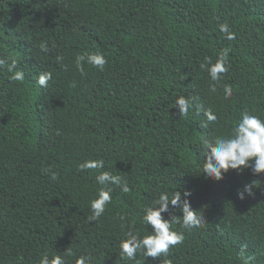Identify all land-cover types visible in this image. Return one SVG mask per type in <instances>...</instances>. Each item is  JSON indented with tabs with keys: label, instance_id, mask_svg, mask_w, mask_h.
Wrapping results in <instances>:
<instances>
[{
	"label": "trees",
	"instance_id": "obj_1",
	"mask_svg": "<svg viewBox=\"0 0 264 264\" xmlns=\"http://www.w3.org/2000/svg\"><path fill=\"white\" fill-rule=\"evenodd\" d=\"M223 23L235 40L220 32ZM225 48L228 71L213 82L200 65ZM96 51L104 70L85 63L81 75L76 57ZM0 58H15L25 77L12 81L0 68V264H39L45 252L67 249L68 264L88 254L96 264H264V173L230 169L217 181L201 171L202 139L229 133L244 109L264 118V0H0ZM43 72L52 73L46 87ZM178 95L195 100L186 118ZM99 158L104 169L79 170ZM103 170L131 191L115 187L90 222ZM254 180V195L239 199ZM186 190L201 226L174 225L184 241L167 257L123 260L130 223L141 236L152 230L143 208L161 192ZM173 214L182 221L180 208L162 215Z\"/></svg>",
	"mask_w": 264,
	"mask_h": 264
},
{
	"label": "clouds",
	"instance_id": "obj_2",
	"mask_svg": "<svg viewBox=\"0 0 264 264\" xmlns=\"http://www.w3.org/2000/svg\"><path fill=\"white\" fill-rule=\"evenodd\" d=\"M220 32L225 34L227 40H235V32L230 30L227 23L219 27ZM42 51L47 52V43H41ZM229 49H223L215 62L210 57H205L201 63V69L207 70L211 80L218 82L221 75L228 71ZM58 61L61 57L57 58ZM105 55L99 51L85 52L78 55L75 59V65L81 75H85L84 64L87 63L93 68L103 71L107 65ZM7 68L10 73L9 79L12 81H23L24 72L18 70V62L15 58H0V68ZM52 79L51 72L40 74L38 83L46 87L48 81ZM211 92H216V84L210 87ZM225 98L233 95L230 85L224 86ZM195 100L189 96L178 95L174 105L178 106L180 117H188L190 110L194 107ZM204 115L208 123H215L217 115L211 110H205ZM205 127L207 124L204 125ZM201 147L206 160L202 164V172L211 179L222 180L224 175L230 170L243 172L245 168H251L253 174L264 173V118L252 114L248 109L240 113V118L234 123L229 133L213 137L212 139L204 138L201 140ZM105 162L103 158L88 159L78 165L80 171L90 169H104ZM50 171V170H49ZM51 179L56 180V173H51ZM257 180L246 183L238 189V198L243 200L248 196L254 195L253 189ZM95 182L99 185L96 198L90 201L91 216L88 217L90 222L98 221L105 213L107 206L112 202L115 187L120 188L121 192L127 194L131 188L127 180L120 175L113 174L111 171H100L95 177ZM190 191H172L171 193L161 192L159 197L150 205L143 208L142 220L144 224L151 226V231L141 236L140 232L135 230L132 221L129 229L124 232V237L119 242V256L126 261L136 259L137 253H142L144 257H160L162 254L167 257L171 247L181 244L184 241L183 231H178L174 225L181 224L183 229H192L200 227L204 217L198 215L197 210L191 207L188 197ZM183 197V198H182ZM170 208L182 209V221L179 216L173 214L171 218H165L163 213H168ZM121 220L126 217L121 216ZM246 244L241 245V256H244ZM71 249L63 253L53 254L51 257L47 252L42 254L39 264H68L66 257L72 256ZM253 257H247L245 264H250ZM75 264H96L91 254L80 255L76 258ZM165 264H171L170 260H165Z\"/></svg>",
	"mask_w": 264,
	"mask_h": 264
}]
</instances>
